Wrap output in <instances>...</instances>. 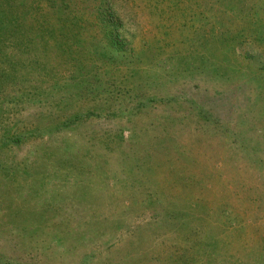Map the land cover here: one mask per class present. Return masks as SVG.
Returning a JSON list of instances; mask_svg holds the SVG:
<instances>
[{
    "label": "rangeland",
    "instance_id": "rangeland-1",
    "mask_svg": "<svg viewBox=\"0 0 264 264\" xmlns=\"http://www.w3.org/2000/svg\"><path fill=\"white\" fill-rule=\"evenodd\" d=\"M52 5L0 38V264H264V0Z\"/></svg>",
    "mask_w": 264,
    "mask_h": 264
},
{
    "label": "trees",
    "instance_id": "trees-1",
    "mask_svg": "<svg viewBox=\"0 0 264 264\" xmlns=\"http://www.w3.org/2000/svg\"><path fill=\"white\" fill-rule=\"evenodd\" d=\"M56 1L59 0H0V38H2L1 36H3L5 33L9 32L11 30V26H14L15 23H17L18 26H23L21 25V23H23L24 20L31 19L32 17H42L41 15H43L47 9H51V5ZM99 1L102 4V6L98 9L99 14L96 16L99 23H101L102 26H107V19L108 21H110L109 23L111 25L117 23V17L115 16L116 14L114 11V6L122 0ZM66 2H68V0H66ZM53 6L55 5H52V7ZM48 14L49 12H46L43 17L48 16ZM49 15H51V12ZM111 21L113 23H111ZM115 36L117 38H121V34L117 32H115ZM16 141L18 142L19 139ZM252 160L254 159L252 158ZM197 204L201 205L199 201L197 202ZM198 205L196 206L200 208Z\"/></svg>",
    "mask_w": 264,
    "mask_h": 264
}]
</instances>
